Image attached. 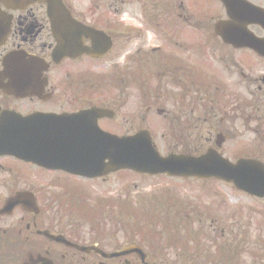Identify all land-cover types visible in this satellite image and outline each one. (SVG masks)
<instances>
[{
	"label": "flooded vegetation",
	"instance_id": "flooded-vegetation-1",
	"mask_svg": "<svg viewBox=\"0 0 264 264\" xmlns=\"http://www.w3.org/2000/svg\"><path fill=\"white\" fill-rule=\"evenodd\" d=\"M61 1L79 23L66 36L65 50L57 49L61 25H52L46 3L0 0V39L6 32L0 43V264H165L154 251L142 250L144 263L130 252L132 234L126 233L124 243L119 241L116 209L103 199L107 192L44 167V145L52 143L56 130L80 126L81 113L91 107L113 113L97 120L101 129L118 136L133 134L130 90L138 85L146 92L150 83L134 80L131 70L125 75L127 92L114 89L103 97L102 62L110 68L112 60L129 59L134 42L147 32L150 11L160 41L167 40L190 59L163 60L161 116L176 129L211 124L215 108L207 109L206 102L197 100L202 92L215 97L218 111L224 110L217 122H230L232 134L242 138L247 127L236 119L249 108L250 98L264 97V0H155L152 9L148 0L141 26L106 20L92 0L85 7L79 0ZM218 23L225 40L217 35ZM85 31L104 34L110 43L107 51L87 54L92 42ZM168 102L176 109L171 119ZM260 125L264 143V120ZM37 128L41 136H32ZM229 128L226 135L232 137ZM247 140L260 138L252 135ZM14 144L23 152L7 153ZM28 150L38 161L26 156ZM261 227L259 222L255 249L240 250L249 264H264ZM234 256L238 264H246L240 255Z\"/></svg>",
	"mask_w": 264,
	"mask_h": 264
},
{
	"label": "rangeland",
	"instance_id": "rangeland-1",
	"mask_svg": "<svg viewBox=\"0 0 264 264\" xmlns=\"http://www.w3.org/2000/svg\"><path fill=\"white\" fill-rule=\"evenodd\" d=\"M94 1L97 4V10L101 14L108 15L109 19L114 17L119 21L123 19L133 22L135 25L138 23V26L144 25L141 23L143 14L140 10L144 8L145 4L140 0ZM90 2L91 0H79L81 7L88 6ZM150 2L153 3L152 0ZM149 8L152 9L153 7ZM152 13L150 11L149 15ZM117 14L119 16L115 17L114 15ZM151 21L152 16H149L148 26L154 29V31L151 30L147 35H144L143 40L134 42V53L129 57L132 60H112L113 65L119 68L117 70L119 76H115L113 72L109 74L107 76L108 80L104 81L108 83L107 87L115 83L122 85L123 89L127 92L125 75L129 74L132 70L133 75L139 73L138 77L142 78L141 80L150 83L149 92L151 93L153 90L159 88L161 75L164 70L161 65L167 52H169L172 60H190L187 55L181 53L179 50L174 49L172 51L173 48L170 45L166 46L165 42L167 40L163 39L160 41L159 33L156 31L157 27ZM141 29H144V27H141ZM130 47L128 44V49ZM158 47L160 49L157 51ZM147 48H154L156 52L149 50L146 54L145 50ZM207 61L211 63L215 60ZM105 64L104 62L103 66ZM112 71H114L113 68ZM102 72L104 74V71ZM121 73L122 80L120 81ZM153 85H155L154 88L152 87ZM130 92L133 95V130L136 131L142 126L149 127L153 141L161 154H166L169 151L199 153L213 146L211 143L214 135L222 127L221 124L217 123V119H213L208 127L197 128L193 131L197 140V149L190 152L189 145L184 146L178 143L176 139L166 140L160 136L164 130H167L165 124L168 122V119L162 117V114L156 113V110L164 105V102L159 99V95L152 92V94L149 93V95L144 96L139 92V89H134V87L131 88ZM105 93L109 92L104 91L103 97ZM208 99L202 92L197 98L198 101L203 100L204 102L208 101ZM165 105L169 109L168 115L171 119L176 114L175 106L170 102ZM205 107L207 109H214L215 105L213 103H206ZM221 115L222 113L220 112L217 118ZM227 125L230 126L231 123L227 122L225 126ZM168 130L170 131V129ZM231 132L232 130L230 129ZM251 135L246 131L242 137L251 138ZM229 139L234 145L236 144L235 139H232V137H229ZM257 146L258 148L256 149L247 148L241 151L222 143L220 152L232 160L250 155L264 161V145L259 143ZM242 147H245V145ZM74 183L88 185V187L99 185L100 190L108 192V198L115 201L123 202L129 200L132 202V206L136 210L133 219L131 217L126 220V210L125 212H118L115 207L117 214H120L119 217L117 216V223H120L125 228V230H119V241L125 242L124 232L131 233L134 238L146 239V250H153L157 255L164 256L165 264H193L191 259L194 257L199 259L200 264H238L234 254L240 255L242 259L244 258L246 264L250 263L247 256L242 254L240 250L243 248H255V238L259 236V231L255 224L250 222L251 224L248 228L243 230L244 233L248 232L246 238L249 241H247L241 238L240 225L243 222L242 218L248 221L252 219L253 221V219L258 217L256 209H259L260 206L264 208V204L257 203L255 200L250 199V197L236 191L230 184L208 180L204 182L192 179H176L165 176L141 177L132 173L114 174L105 184L103 182L100 184V182L96 181H78ZM165 200L168 201L166 202ZM237 202L239 203L237 204ZM174 204H177L175 208L177 211H180L179 213L173 214V209H168V207H172ZM155 206L163 207H161L160 211L153 212L152 208ZM141 208H144V214H149V222L145 221L146 224L142 223ZM121 218L124 219L120 220ZM261 226V229H264V225ZM153 228L157 230L165 228V231L162 232V239L157 237V232L159 231ZM246 241L247 245L245 246ZM180 245H186L185 248L188 251L184 250ZM176 248L179 249L174 250ZM221 252L225 253V256H222ZM175 253H181L184 259L176 258Z\"/></svg>",
	"mask_w": 264,
	"mask_h": 264
},
{
	"label": "water",
	"instance_id": "water-1",
	"mask_svg": "<svg viewBox=\"0 0 264 264\" xmlns=\"http://www.w3.org/2000/svg\"><path fill=\"white\" fill-rule=\"evenodd\" d=\"M58 8L54 2L53 9ZM103 113L102 110L95 112L97 116ZM145 134L142 132L121 139L99 129L94 134L87 129L80 164L76 163L75 167L68 169L88 177L120 169L149 174L166 173L170 176L215 177L232 181L238 188L264 197V170L258 163L243 160L232 165L212 150L197 158L181 155L163 158L153 149Z\"/></svg>",
	"mask_w": 264,
	"mask_h": 264
}]
</instances>
